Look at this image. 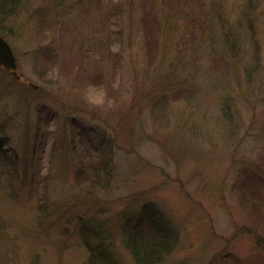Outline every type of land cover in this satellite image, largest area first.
<instances>
[{
  "label": "rangeland",
  "instance_id": "rangeland-1",
  "mask_svg": "<svg viewBox=\"0 0 264 264\" xmlns=\"http://www.w3.org/2000/svg\"><path fill=\"white\" fill-rule=\"evenodd\" d=\"M22 1L2 27L20 78L0 65V264H82L85 225L151 202L180 238L161 264H264V0ZM97 143L114 178L92 192Z\"/></svg>",
  "mask_w": 264,
  "mask_h": 264
},
{
  "label": "trees",
  "instance_id": "trees-1",
  "mask_svg": "<svg viewBox=\"0 0 264 264\" xmlns=\"http://www.w3.org/2000/svg\"><path fill=\"white\" fill-rule=\"evenodd\" d=\"M23 4L22 0H0V35L5 37L3 23L11 21ZM94 148L97 150L96 154L93 151L91 156L95 159L83 161V165H88L89 169L78 170L82 179L91 183L94 189L92 192L97 187L107 190L114 178V170L108 158H105L107 146L97 143ZM103 175L107 177L104 178ZM117 230L134 264L163 263L174 252L180 240L178 229L165 212L152 202L146 203L138 213H121L119 221L112 226L99 219H92L85 225L81 232L89 256L82 264H124L114 241Z\"/></svg>",
  "mask_w": 264,
  "mask_h": 264
},
{
  "label": "water",
  "instance_id": "water-1",
  "mask_svg": "<svg viewBox=\"0 0 264 264\" xmlns=\"http://www.w3.org/2000/svg\"><path fill=\"white\" fill-rule=\"evenodd\" d=\"M0 64L11 70V73L19 79L17 74V62L14 52L8 41L0 35Z\"/></svg>",
  "mask_w": 264,
  "mask_h": 264
}]
</instances>
